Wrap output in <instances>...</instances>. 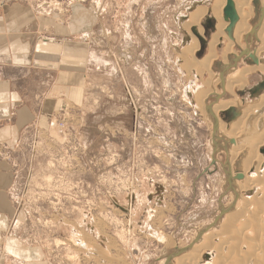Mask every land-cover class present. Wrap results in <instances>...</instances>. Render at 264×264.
Returning <instances> with one entry per match:
<instances>
[{"label": "rangeland", "instance_id": "rangeland-1", "mask_svg": "<svg viewBox=\"0 0 264 264\" xmlns=\"http://www.w3.org/2000/svg\"><path fill=\"white\" fill-rule=\"evenodd\" d=\"M215 2L84 0L98 16L90 39L91 83L79 112L55 118L70 117L66 130L73 140L57 122L51 127L43 121L45 128H37L31 142L36 161L31 167L20 159L17 167L14 195L29 211L20 220H26L28 239L47 247L52 264H179L178 255L207 243L209 229L219 230L215 220L232 199L228 185L238 183L247 154L234 160V170L229 167L225 133H238L240 125L234 131L224 121L220 125L212 108L235 96L245 98V105L255 102L256 95L247 92L264 82V67L253 60L264 38L248 35L232 45L225 33L228 49L219 48L220 41L215 52L198 38L196 58L191 51L184 55L189 35L195 37L190 14L206 10L199 25L209 40L215 30L207 14ZM240 52L243 59L232 62ZM214 53L218 61L210 68L205 58ZM223 60L231 62L228 77L233 68L245 76L242 86H230L231 79V92L211 80L225 72ZM193 82L200 90H192ZM259 123L253 126L257 130ZM253 136L249 140L256 147L264 137ZM68 143L78 145L81 163L65 151Z\"/></svg>", "mask_w": 264, "mask_h": 264}, {"label": "crops", "instance_id": "crops-1", "mask_svg": "<svg viewBox=\"0 0 264 264\" xmlns=\"http://www.w3.org/2000/svg\"><path fill=\"white\" fill-rule=\"evenodd\" d=\"M88 8L84 0H0V264H52L47 247L30 241L26 220H20L29 211L14 195L17 167L20 159L31 167L36 161L35 140L33 146L31 142L37 128H45L43 121L54 127L57 116L74 115L84 106L91 83L90 39L98 24L97 14ZM208 12L209 28L216 31L212 8ZM193 31L204 46L207 41L195 27ZM248 35L254 36L251 31L245 40ZM242 55L234 54L231 61L237 63ZM263 91L259 81L247 94Z\"/></svg>", "mask_w": 264, "mask_h": 264}, {"label": "bare ground", "instance_id": "bare-ground-1", "mask_svg": "<svg viewBox=\"0 0 264 264\" xmlns=\"http://www.w3.org/2000/svg\"><path fill=\"white\" fill-rule=\"evenodd\" d=\"M233 1H234L236 13L238 15V21H237L238 23H236L232 29L234 32L233 33L234 39H231L232 45L233 43L235 44V43L241 42L243 39H245V36L247 34L251 33V31L255 32V35H257L258 36L257 38H259L258 40L263 41L262 39L264 38V0H233ZM226 4H227V0H216V2L214 3V6L212 8V13L214 17L216 18V31L213 33V35L211 36L209 40L205 37V33L204 35L202 34V30L199 25L202 16L206 15L205 14L206 10H201L200 8H197L196 11H194V13L190 14L191 15V23H189L190 26H195V29L197 30L196 32L202 35L201 37L205 41L210 42L209 46H211V48L214 50L213 52H215V45L224 39V36L226 35L225 33H228L230 27H232V25L229 22H226L224 20L223 11L225 10ZM258 14H260V19L257 24L258 27L255 26L254 28L253 18L255 16H258ZM194 34H195V37L189 35L191 38V41L189 40V43L185 45L184 47L185 51L182 52L184 55H186V53L188 54V52L191 51V54L195 57L196 53L201 48V43L198 37L196 36V33ZM227 49H228V46H227ZM263 53H264V46H262L261 48H259V50L255 52L257 56L254 55L256 56V58H258L257 59L258 64L255 67H258L260 69L264 67L263 65L264 56L262 55ZM262 56H263V59H262ZM205 59H206V63L208 62L207 63L208 67L210 68H211V64L217 60L215 53L211 54V56H209L208 59L207 58ZM236 60H238V58ZM223 63L226 64L227 66L230 65V63H226V62H223ZM250 69L251 68H248L247 71L250 72L249 71ZM226 70L227 69L224 70L225 72L222 71L223 73L221 75L214 76V74H212L211 80L215 79L217 80V83L220 82L221 85H224L226 87L225 90H229L228 88L230 86L234 87V86L244 85L245 83L244 74H241L238 77L239 73L241 72L240 70H238L237 68L231 69L230 70L231 72H229L230 74H232L231 77H228V74H227L228 72H226ZM231 79L235 80L234 81L235 85L234 84L230 85V82L232 81ZM211 80L209 83H211ZM190 87L194 91L199 89V85L197 84V82H193ZM210 92L212 94L214 93V91H210ZM216 93L220 95L219 92H216ZM254 100L255 102L256 100H258V103L254 104L255 102L252 101V104L248 103V105L247 104L245 105L243 104L244 102L242 101V99H240L238 96H235L234 99L231 100L230 102L228 101L229 103H227L226 105L224 104V106L220 108L214 105L212 108L216 115L215 117L213 115V117L216 118L215 120L217 121L219 120L218 123H220V125L222 124V121H224L221 116L222 112H226L232 107L235 109L238 108L239 110H241L242 112L241 117L232 121L230 124L227 123L230 128L235 127V129L237 125H240L239 130H237L238 126L236 129L238 133L236 132V134H234L235 132H233V134L235 135L234 136L232 134V131H227V132L225 131L226 132L225 138L227 137V140L225 141L226 143L225 142L224 143H225V146L226 144L227 146L229 144L230 148L228 147L229 148L228 149L227 146L226 147L224 146L223 148L225 149L227 148V150H229L227 151L224 149L230 154V156L227 155L228 157H231L230 161H232L230 162L231 164L229 167L232 168L233 170H234V160L239 155H241L240 157L243 158L247 154L245 157L246 159L244 158L246 161H244V163L242 162L243 164L242 171L236 173L239 176H241V177L238 176L239 178L235 177L236 178L235 181H237L239 184L238 183L234 184L231 181V183H229L228 185V188H229L228 192L231 193L232 199H230L231 201L228 203V205H226L225 208L224 206L221 207L224 209L221 210L222 213L221 211H219L221 215L219 214V216H217L216 218L215 226L220 225L219 230L217 229L214 230L213 228L214 226H212L213 228L212 230L208 228L209 231H207L205 234V237L207 235H210L208 238L209 240H207V243H203V244L200 243V245H194L192 249H189L186 252L185 250H183L185 253H181L180 256L178 255V257H176L178 260L177 262L179 264H264V153H261L262 156H260V154H257V153H260L259 151H261V149L264 148V138H263L264 137V127L262 124L264 123L263 122L264 114L261 111L262 108L264 107V92L256 96ZM218 105L221 106L223 105V103L219 101ZM211 107H212V104L210 108ZM250 118L252 120H250ZM259 119H260V122L262 123H259L260 125L257 130L253 126L256 123V121ZM224 129H225V126H224ZM235 129L233 128V131ZM254 134H256L257 136L261 135L262 137H260V139L263 138L260 142H258L256 147L254 143L251 145V142L249 140L250 138L254 137L253 136ZM248 143H250V145ZM247 144L250 146V150L249 149L245 150ZM244 151H246L245 154H243ZM238 164L240 165V162ZM227 166H228V163H227ZM230 171L232 172L231 169ZM236 174L233 171L232 176H236ZM202 233L200 235H202ZM196 254L197 256H194ZM207 255H209V259H206ZM201 258H203L204 260L202 261Z\"/></svg>", "mask_w": 264, "mask_h": 264}, {"label": "water", "instance_id": "water-1", "mask_svg": "<svg viewBox=\"0 0 264 264\" xmlns=\"http://www.w3.org/2000/svg\"><path fill=\"white\" fill-rule=\"evenodd\" d=\"M224 19L226 21H230L232 25L234 23H236V21L238 20V15L236 13L233 0H227V4H226L225 10H224ZM255 26L257 27V25H255ZM255 26H254V28H255ZM252 33H253V35H255V32H252ZM246 53H247V51H246ZM253 60L255 61V64H258L257 59H253ZM224 69H226V68H224ZM241 115H242L241 110H239L238 108L235 109L233 107L230 108L226 112H222V114H221L224 122H226L228 124H230L232 121L239 118ZM261 151H262V153H264V149H262ZM239 177H241V176H239ZM206 259H209V255L206 256Z\"/></svg>", "mask_w": 264, "mask_h": 264}, {"label": "built area", "instance_id": "built-area-1", "mask_svg": "<svg viewBox=\"0 0 264 264\" xmlns=\"http://www.w3.org/2000/svg\"><path fill=\"white\" fill-rule=\"evenodd\" d=\"M69 118L70 117H67L65 115L63 118H61L57 122L58 123L57 126L61 130H63L65 132L64 133L65 136L72 141L73 138L71 137L72 136L71 133L68 130H66L67 129L66 127L69 125V122H70ZM65 151L70 154V157H74V160H77L78 162L81 163V161H82L81 160V158H82V152H81V150L79 149V147H78V145L76 143H72V145H69V143H68Z\"/></svg>", "mask_w": 264, "mask_h": 264}]
</instances>
